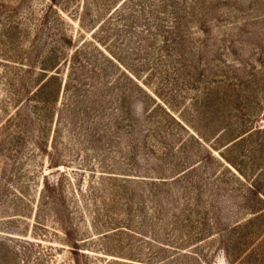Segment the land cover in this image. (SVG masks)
<instances>
[{
	"label": "rangeland",
	"instance_id": "374dc122",
	"mask_svg": "<svg viewBox=\"0 0 264 264\" xmlns=\"http://www.w3.org/2000/svg\"><path fill=\"white\" fill-rule=\"evenodd\" d=\"M0 264H264V0H0Z\"/></svg>",
	"mask_w": 264,
	"mask_h": 264
}]
</instances>
